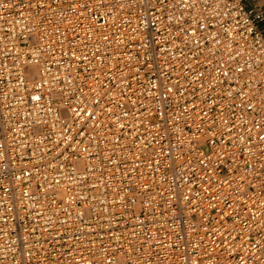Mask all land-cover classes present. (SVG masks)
Returning <instances> with one entry per match:
<instances>
[{
    "label": "built area",
    "instance_id": "1",
    "mask_svg": "<svg viewBox=\"0 0 264 264\" xmlns=\"http://www.w3.org/2000/svg\"><path fill=\"white\" fill-rule=\"evenodd\" d=\"M263 19L0 0V264H264Z\"/></svg>",
    "mask_w": 264,
    "mask_h": 264
},
{
    "label": "crops",
    "instance_id": "2",
    "mask_svg": "<svg viewBox=\"0 0 264 264\" xmlns=\"http://www.w3.org/2000/svg\"><path fill=\"white\" fill-rule=\"evenodd\" d=\"M248 7H255L264 12V0H245ZM260 25L264 27V19L260 22Z\"/></svg>",
    "mask_w": 264,
    "mask_h": 264
}]
</instances>
